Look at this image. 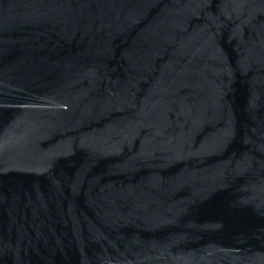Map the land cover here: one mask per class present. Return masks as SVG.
Returning <instances> with one entry per match:
<instances>
[{
	"label": "water",
	"instance_id": "95a60500",
	"mask_svg": "<svg viewBox=\"0 0 264 264\" xmlns=\"http://www.w3.org/2000/svg\"><path fill=\"white\" fill-rule=\"evenodd\" d=\"M0 264H264V0H0Z\"/></svg>",
	"mask_w": 264,
	"mask_h": 264
}]
</instances>
